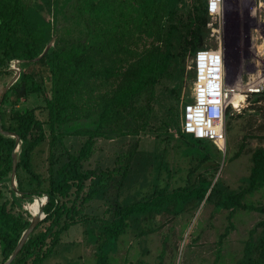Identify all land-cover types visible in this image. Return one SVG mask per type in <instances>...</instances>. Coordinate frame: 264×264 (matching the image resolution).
<instances>
[{
    "label": "trees",
    "instance_id": "trees-1",
    "mask_svg": "<svg viewBox=\"0 0 264 264\" xmlns=\"http://www.w3.org/2000/svg\"><path fill=\"white\" fill-rule=\"evenodd\" d=\"M176 3L177 0H0V65H4L0 76L13 75L10 64L16 59L21 60L20 65L25 68L4 94L0 124L2 129L16 133L20 139L15 176L16 188L22 192L20 198L34 195L27 201L39 199L43 203L44 199L37 196L47 195L42 207L45 216L10 264H43L56 252L61 235L71 225L82 223L85 228L91 227L90 223L99 225L98 234H90L94 264H113L111 253L128 226L138 225L142 218L154 214H181L191 201L205 204L215 191L218 200L214 209L216 212L227 210L229 221L219 234V244L234 229V212L247 209L264 214V205L243 202L246 194L264 185V145L261 144L256 145L251 154L248 183L238 191L217 190L216 183L212 185L211 180L200 174L191 184L171 191L159 188L140 199L125 203L115 200L103 215L83 211V204L97 195L96 186H104L107 179L117 175L123 181L137 145L136 142L130 152L118 154L115 165L108 170L84 168V163L94 154L96 140L110 134L136 135L145 131L156 85L170 75L171 67L178 69L181 83L179 72L183 61L203 46L207 0H191L190 8L179 17ZM52 37L54 43L48 51L39 60L31 61ZM41 64L46 71L40 72L38 81L35 73L26 68L29 65L41 67ZM188 77L191 83V71ZM145 92L147 103L138 108L134 102ZM31 93L41 95L44 100V105L40 106L46 111L44 120L38 118L35 107L16 108L21 97L27 98ZM9 95L12 108L6 118L2 106ZM188 101L187 93L181 113L173 109L165 125H169V121L175 124L180 118V135L183 138L189 135V140L199 149L210 140L196 138L182 130L184 104ZM126 116L134 119V127L128 132L120 129ZM228 117L227 112L226 132L233 120ZM77 120L87 124H71ZM67 135L84 140L53 170L54 148L62 144ZM45 143L49 158L47 175L37 171L35 165V154L42 151ZM14 147L15 138L0 133V181L10 176ZM20 171L27 175L28 187ZM86 187L89 191H85ZM12 193H15L13 189ZM11 204L7 199L0 203L1 264L15 248L31 218L30 211H27L29 219L14 213L9 208ZM258 224L264 225V219ZM236 264H264V238L249 239Z\"/></svg>",
    "mask_w": 264,
    "mask_h": 264
},
{
    "label": "rangeland",
    "instance_id": "rangeland-1",
    "mask_svg": "<svg viewBox=\"0 0 264 264\" xmlns=\"http://www.w3.org/2000/svg\"><path fill=\"white\" fill-rule=\"evenodd\" d=\"M255 0H227L221 17L219 31L222 44L228 51L227 68L230 74L247 80V62L256 60L258 55L254 45L260 43L264 31V0L260 13L262 25L258 30L252 29L253 25L247 17V7ZM257 1V0H256ZM191 6V0H177L176 8L179 15H184ZM250 18V17H249ZM217 28V21L207 14L205 24L206 36L203 46L198 49L215 48L218 43L213 29ZM250 43V44H249ZM249 45L252 47L249 49ZM248 49H245L247 48ZM0 53V57H1ZM187 56L179 72L182 82L179 83L178 69L170 68V75L162 78L155 87L153 107L149 123L145 131L133 135L110 134L96 140L95 151L84 168L110 169L115 165L117 155L121 152H130L137 142L135 155L130 162L129 169L120 181V176L109 178L104 186H96L98 193L91 201L83 204L84 212L88 214L103 215L106 208L115 200L125 203L131 200L149 196L154 190L165 188L167 191L191 184L200 174L215 183L217 190L227 193L230 190L238 191L248 183L249 170L252 164L251 154L256 145H264V93L249 95L237 111L228 110L231 120L227 129L226 150L221 152L210 141L198 147L189 140V135L184 138L180 135L181 119L177 123L165 125L172 117L173 109L180 112L186 94H189L188 77L189 69ZM15 61V60H14ZM11 63V62H10ZM13 66V63L10 64ZM29 65L26 69L34 74L36 80L46 71L44 64ZM11 66V67H12ZM20 71L24 68L17 64ZM4 65H0V70ZM8 67H10L8 65ZM10 67V69H11ZM25 69V68H24ZM13 72V70L11 69ZM11 77L3 74L0 76V95ZM176 91L178 93L176 95ZM148 94L140 95L135 104L138 108L147 103ZM2 109L6 118L9 117L12 96L9 95ZM44 100L41 95L31 93L27 98L21 97L16 108L35 107L38 118L44 120L46 111L43 107ZM242 107V108H241ZM1 108V107H0ZM75 115L71 118L73 120ZM177 119V118H176ZM71 124H87L86 121L77 120ZM134 127L132 116H126L120 129L128 132ZM83 137L67 135L62 144H58L53 151V170L67 160V154L75 152L83 142ZM42 151L35 154L37 171L47 175L48 146L43 144ZM19 151V149L17 150ZM24 178L25 186L30 185L27 175L20 171ZM97 181V179H92ZM90 188L86 187L85 191ZM0 203L7 199L12 204L9 206L14 213H21L29 219L25 207H36L40 210L41 200L26 201L20 198L19 193H12L9 175L0 181ZM32 196V195H31ZM218 200L217 192L211 193L209 199L203 204L190 202L187 209L181 214L162 213L144 217L138 225H130L125 234L117 240L115 251L112 254L113 264H236L242 257L245 243L251 239L258 241L264 238V225L258 222L264 219V214L258 211L241 209L234 212L232 221L234 229L222 241L218 242L219 234L224 232L228 224L227 210L216 212L214 204ZM245 204L254 206L264 205V185L257 190L246 194L243 198ZM25 206V207H24ZM35 210L30 211L31 217ZM109 216L108 213L105 214ZM85 225H71L61 235L56 247V252L43 264H94L93 246L91 235L98 234V223ZM89 228L88 230H86ZM253 229L252 233L250 230ZM91 234V235H90ZM2 256L0 254V264Z\"/></svg>",
    "mask_w": 264,
    "mask_h": 264
},
{
    "label": "built area",
    "instance_id": "built-area-1",
    "mask_svg": "<svg viewBox=\"0 0 264 264\" xmlns=\"http://www.w3.org/2000/svg\"><path fill=\"white\" fill-rule=\"evenodd\" d=\"M226 4L227 0H207V14L217 21V28L213 30L218 43L214 49L197 50L189 59L188 69L192 72V77L189 101L184 104L182 116V130L185 133L210 140L221 152L226 150V113L229 109L237 111L242 106L233 105L234 95L241 92L245 98L240 103L244 104L249 95L264 92L263 57L258 56L251 63L247 62L251 71L247 72L246 81L230 74L228 68L225 71L219 27Z\"/></svg>",
    "mask_w": 264,
    "mask_h": 264
},
{
    "label": "water",
    "instance_id": "water-1",
    "mask_svg": "<svg viewBox=\"0 0 264 264\" xmlns=\"http://www.w3.org/2000/svg\"><path fill=\"white\" fill-rule=\"evenodd\" d=\"M226 5L224 6L225 9ZM262 35L264 36V31L262 32ZM54 37L51 38V40L46 44V46L44 47L43 51L35 58H33L31 61H37L39 60L47 51L48 49L53 45L54 43ZM225 46V45H224ZM225 54V63H224V68L225 71H227V51L224 52ZM21 62V60L16 59L13 62V66L11 67V69L13 70V75L11 76V78L8 80V82L5 84L1 95H0V104L1 101L4 97V94L7 92L8 88L18 79L19 74H20V68L17 66V64ZM0 133L4 134V135H9L15 138V147L12 151V165H11V172H10V176H9V181L11 184V188L13 189V191L15 193H19L20 195L22 194V192H18L17 188H16V168H17V156H18V152L17 149H19L20 147V139L19 136L11 131H6L4 129H2L1 124H0ZM44 200L46 202L47 200V195L44 194L43 195ZM44 202V204H45ZM41 205V208L39 210V214L32 216L29 221V225L27 226V228L22 232L15 248L13 249V251L11 252V254L9 255V257L2 263V264H10L12 262V260L15 258V256L18 254V252L20 251V249L22 248V246L24 245V243L26 242V240L28 239L29 235L33 232L34 228L36 227V225L38 224V222L45 216V214L43 213L42 207L43 205Z\"/></svg>",
    "mask_w": 264,
    "mask_h": 264
},
{
    "label": "bare ground",
    "instance_id": "bare-ground-1",
    "mask_svg": "<svg viewBox=\"0 0 264 264\" xmlns=\"http://www.w3.org/2000/svg\"><path fill=\"white\" fill-rule=\"evenodd\" d=\"M262 8H263V0H257V1L255 0L252 3H249V7H247V17H248V19H250V22L253 25L252 29L254 31H257L258 30V26L262 25V22L260 21V13H261ZM256 37H258L259 39H261V41H260V43H256V45H254V49H256V52L258 53V55H262L263 52H264V42H263L262 36L260 34H258V33L255 34L252 37V41L250 43L255 42L257 40ZM248 47L250 49L252 46L249 45ZM248 47L245 48V49H248ZM239 82H240V80L238 81V83ZM239 87H241V85ZM244 98H245V96L241 92L240 93L238 92L232 98L233 105L234 106H240L242 104L240 102L244 101ZM32 197H34V195L28 196L27 199H30ZM37 198H40V199L43 198L44 199L43 196H37ZM27 199H26V201H27ZM34 200H39V199H34ZM44 202H45V200H44ZM44 202L42 204H44ZM25 208L27 210H29V211H32V210H35L36 211L35 213H32V216H35V215H38L39 214V210H37L36 207L29 206V207H25Z\"/></svg>",
    "mask_w": 264,
    "mask_h": 264
},
{
    "label": "flooded vegetation",
    "instance_id": "flooded-vegetation-1",
    "mask_svg": "<svg viewBox=\"0 0 264 264\" xmlns=\"http://www.w3.org/2000/svg\"><path fill=\"white\" fill-rule=\"evenodd\" d=\"M225 44H223V47H222V50H223V56H224V59H225V54L224 52L227 51V48H226V45L224 46ZM228 55V51H227V54ZM228 57V56H227Z\"/></svg>",
    "mask_w": 264,
    "mask_h": 264
}]
</instances>
